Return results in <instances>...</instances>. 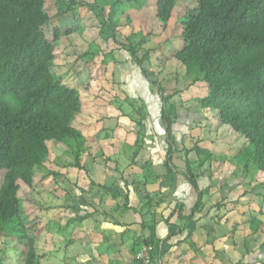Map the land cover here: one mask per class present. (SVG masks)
I'll use <instances>...</instances> for the list:
<instances>
[{
  "label": "rangeland",
  "instance_id": "obj_1",
  "mask_svg": "<svg viewBox=\"0 0 264 264\" xmlns=\"http://www.w3.org/2000/svg\"><path fill=\"white\" fill-rule=\"evenodd\" d=\"M71 1L50 3L51 20L44 31L50 37L53 28H60L64 35L71 30L57 46L54 73L64 85L80 93L81 114L73 125L82 138V168L73 166L75 145H59L51 151L48 160L60 176L45 186L54 196L45 202L50 229L64 233L63 238L65 232L69 237L76 235L83 217L86 221L83 210L88 201L96 203L88 197L97 193L96 181L102 186L111 177L112 182L115 164L121 168L117 179L122 173L137 180L139 211L167 212L179 203L175 188L182 177L175 172L168 174L164 167L167 138L160 118L164 99L167 111L178 117L173 124L177 152L172 163L180 172L185 171L182 159L189 150L192 173L204 194L202 211L193 217L201 230L199 246L217 259L216 264H264V176L253 167L245 169L244 139L215 124L208 111L200 107L199 101L207 94L203 83L160 75L157 60L169 56L172 48L182 47L178 36L183 12L194 2L179 0L164 30L154 23L155 0H142L130 7L114 6L108 0H75L81 5L74 13L67 10L73 7ZM130 47L134 49L129 51ZM133 52L144 62L148 80L163 87L161 96L133 61ZM196 147L210 156H197ZM30 214L33 221L35 214L32 210ZM50 237L45 253L49 241L50 245L55 243ZM64 242L52 244L50 253L65 251ZM55 259L65 262L61 255ZM21 261L13 240L0 237V264Z\"/></svg>",
  "mask_w": 264,
  "mask_h": 264
},
{
  "label": "trees",
  "instance_id": "obj_2",
  "mask_svg": "<svg viewBox=\"0 0 264 264\" xmlns=\"http://www.w3.org/2000/svg\"><path fill=\"white\" fill-rule=\"evenodd\" d=\"M63 1L0 0V237L13 240L20 264H41L45 258L44 245L50 237L45 202L53 196L45 186L60 176L48 160L51 151L59 145H75L73 166L82 168V138L73 125L81 114L80 93L54 73L57 46L71 30L64 35L56 27L50 37L44 31L51 20L48 6ZM108 1L130 7L142 0ZM178 1L155 0L154 23L165 30ZM192 1L194 6L183 12L178 36L183 45L158 58L160 75L203 83L207 94L200 107L215 124L244 139L245 169L253 167L264 176V0ZM71 5L67 10L74 13L81 3L72 0ZM79 22L76 16L75 23ZM132 58L148 80L144 62L134 52ZM148 82L161 96L163 87ZM164 101L160 110L167 138L164 167L192 187L196 195L192 217L202 211L204 194L192 173L189 150L182 159L185 171L172 163L177 152L173 124L178 117L167 111ZM194 151L197 156H210L197 147ZM122 198L126 211L129 196ZM181 210L182 205H176L173 213L179 211V219H188ZM145 245H154L153 239Z\"/></svg>",
  "mask_w": 264,
  "mask_h": 264
},
{
  "label": "crops",
  "instance_id": "obj_3",
  "mask_svg": "<svg viewBox=\"0 0 264 264\" xmlns=\"http://www.w3.org/2000/svg\"><path fill=\"white\" fill-rule=\"evenodd\" d=\"M114 166L117 176L121 168L116 164ZM116 176L112 182L109 180L111 177L106 178L102 186L96 181L97 193L88 196L96 203L90 204L88 201L87 209L83 210L86 221L83 217L82 227L77 228L76 235L69 237L65 232L64 239V233L52 231L47 226L50 240L55 242L52 243L53 247L66 240L65 251H56L63 257V264H135L136 253L150 238L154 242L152 264H216L217 259L209 257L205 254L209 251L199 246L201 230L195 225V215L189 219L196 195L181 175L182 181L175 188V198L179 200L176 205H182L181 214L188 219H179V211L173 213L175 207L167 212L139 211L137 201L141 190L137 187V180L132 175L127 178L122 173L118 179ZM126 194L129 196V209L124 211L118 205ZM52 244L49 241L46 257L41 260V264H54V261L61 264V261L55 259L60 255L54 251L50 253Z\"/></svg>",
  "mask_w": 264,
  "mask_h": 264
},
{
  "label": "built area",
  "instance_id": "obj_4",
  "mask_svg": "<svg viewBox=\"0 0 264 264\" xmlns=\"http://www.w3.org/2000/svg\"><path fill=\"white\" fill-rule=\"evenodd\" d=\"M152 245H144L135 255V264H152Z\"/></svg>",
  "mask_w": 264,
  "mask_h": 264
}]
</instances>
